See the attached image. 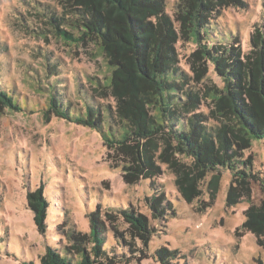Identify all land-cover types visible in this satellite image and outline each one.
Masks as SVG:
<instances>
[{
	"label": "rangeland",
	"instance_id": "1",
	"mask_svg": "<svg viewBox=\"0 0 264 264\" xmlns=\"http://www.w3.org/2000/svg\"><path fill=\"white\" fill-rule=\"evenodd\" d=\"M173 1L165 0L168 13ZM244 1L243 7L221 11L209 28L211 41L228 43L236 35L242 48H249L248 35L261 21L264 0ZM46 6L55 3L0 0V88L20 107L0 106V264H41L46 247L66 249L74 258L81 248L91 264H161L152 257L156 249L173 251L166 264H264V234L245 225L244 214L264 202V141L240 157L245 165L237 164L243 169L235 175L239 182L227 168L201 172L190 162L179 172L162 162L160 176L139 182L127 177L128 158L105 146L95 129L48 110V86L72 113L83 112L86 102L94 105L87 96L91 83L101 81L109 68L92 45L54 37L39 10ZM193 47L177 45L178 65L191 75ZM200 64L195 60V67ZM207 77L219 83L210 68ZM97 102L114 110L112 98ZM201 107L206 110L207 103ZM123 134L117 129L118 137ZM179 176L185 188L194 187L188 200L176 191ZM230 183L236 201L227 198ZM39 188L47 202L42 232L26 199ZM160 192L164 200L154 208L147 198ZM128 209L146 218L149 239L121 214ZM91 218L102 229L99 250L105 255L99 257L91 238L78 245L68 236H88Z\"/></svg>",
	"mask_w": 264,
	"mask_h": 264
},
{
	"label": "trees",
	"instance_id": "2",
	"mask_svg": "<svg viewBox=\"0 0 264 264\" xmlns=\"http://www.w3.org/2000/svg\"><path fill=\"white\" fill-rule=\"evenodd\" d=\"M50 1L55 3L53 8L39 9L47 30L66 43L92 45L97 56L104 58L109 74L91 83L92 93L87 96L94 105L86 102L83 112H70L48 86V110L68 122L95 129L105 146L128 158L123 167L134 181L160 176L162 162L177 172L190 162L201 172L227 168L239 182L241 177L235 175L243 169L237 164L245 165L240 157L254 143L264 141V14L249 32V48L244 50L236 35H231L228 43L211 41L208 36L221 11L229 6L243 7L244 0H174L170 13L165 0ZM181 42L194 46L189 53L192 75L178 65L177 45ZM195 60L201 63L199 67ZM209 68L218 84L207 77ZM107 98L115 102L114 112L106 104L98 106V99ZM204 102L206 110L201 109ZM0 106L20 110L1 88ZM119 128L124 129L121 137L116 135ZM181 177L175 180V188L188 200L194 187L189 184L185 188ZM260 181L264 194V180ZM233 190L230 183L227 198L236 201ZM26 199L33 210V223L42 232L46 199L40 188L28 193ZM147 200L156 208L164 194ZM120 212L134 230L149 239L147 235L152 234L144 216L129 209ZM244 214L249 217L245 225L264 234V202L256 209H245ZM101 232L96 219L91 218L88 236H68L78 245L84 244L85 237L91 238L99 257L105 255L99 250L104 242ZM75 254L76 258L66 249L61 253L46 247L41 264L93 262L81 248H76ZM172 256L173 251L164 249L152 254L161 264Z\"/></svg>",
	"mask_w": 264,
	"mask_h": 264
}]
</instances>
